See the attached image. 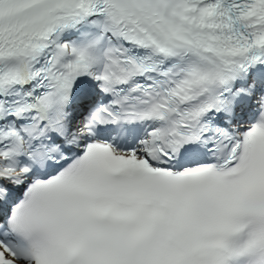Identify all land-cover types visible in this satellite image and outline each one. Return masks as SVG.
I'll list each match as a JSON object with an SVG mask.
<instances>
[{"label": "snow or ice", "instance_id": "snow-or-ice-1", "mask_svg": "<svg viewBox=\"0 0 264 264\" xmlns=\"http://www.w3.org/2000/svg\"><path fill=\"white\" fill-rule=\"evenodd\" d=\"M0 264H264V0H0Z\"/></svg>", "mask_w": 264, "mask_h": 264}]
</instances>
